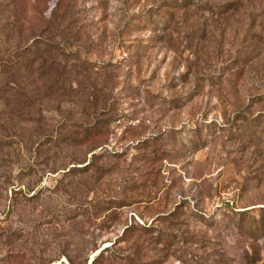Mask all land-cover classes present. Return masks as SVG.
Masks as SVG:
<instances>
[{
  "label": "rangeland",
  "instance_id": "obj_1",
  "mask_svg": "<svg viewBox=\"0 0 264 264\" xmlns=\"http://www.w3.org/2000/svg\"><path fill=\"white\" fill-rule=\"evenodd\" d=\"M100 255L264 264V0H0V264Z\"/></svg>",
  "mask_w": 264,
  "mask_h": 264
},
{
  "label": "trees",
  "instance_id": "obj_2",
  "mask_svg": "<svg viewBox=\"0 0 264 264\" xmlns=\"http://www.w3.org/2000/svg\"><path fill=\"white\" fill-rule=\"evenodd\" d=\"M32 65H35V61H33V64ZM31 68H33V67H31ZM30 68V69H31ZM29 69V70H30ZM59 91V88L56 86V84L52 87V92H58ZM98 258H101V255L100 256H97L96 258H94L93 259V261H92V264H96L97 262H98Z\"/></svg>",
  "mask_w": 264,
  "mask_h": 264
}]
</instances>
